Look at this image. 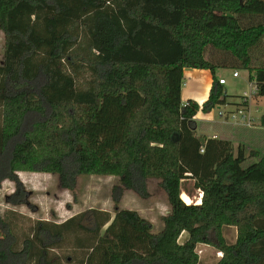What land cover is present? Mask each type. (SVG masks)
Returning <instances> with one entry per match:
<instances>
[{
  "label": "trees",
  "instance_id": "trees-1",
  "mask_svg": "<svg viewBox=\"0 0 264 264\" xmlns=\"http://www.w3.org/2000/svg\"><path fill=\"white\" fill-rule=\"evenodd\" d=\"M1 11L0 182L17 185L8 201L25 192L19 172L57 174L71 191L79 175L117 176L144 197L158 179L172 211L157 233L116 198L114 214L38 220L0 238V264H200L198 243L223 252L218 264H264V152L247 154L238 130L200 133L196 120L233 104L209 47L248 70L264 98V0H5ZM185 69L213 75L202 105L182 99ZM258 125L264 114L244 127ZM189 180L201 204L181 200ZM226 226L238 229L234 245Z\"/></svg>",
  "mask_w": 264,
  "mask_h": 264
},
{
  "label": "rangeland",
  "instance_id": "rangeland-1",
  "mask_svg": "<svg viewBox=\"0 0 264 264\" xmlns=\"http://www.w3.org/2000/svg\"><path fill=\"white\" fill-rule=\"evenodd\" d=\"M4 1L5 0H0V15L3 17H5V14L1 11V5ZM4 41V32L0 29L1 58L3 55ZM205 54L212 62L222 65L216 67V76L227 80L225 90L230 95L229 99L233 104H228L221 108L217 107L212 110L215 112V118L212 120H205V118L201 119L196 116V119L200 120L198 121V131L211 135L214 132L212 125L215 124L209 123V121L220 122L222 120L225 123L235 125L233 124L235 122L231 120L230 114L232 112L238 113L237 110L239 108L241 110L245 109L244 112L246 114L248 113L253 116L254 123L264 114V98L254 94L255 87L251 86L252 82L249 79L248 70L237 66V64L228 63L231 62L232 57L213 47L207 48ZM235 71L239 73L238 77L233 76ZM185 85L186 83L184 86ZM244 95L250 96L249 110L241 105V102L244 100L241 97ZM220 111L229 115L230 118L224 120V118L220 116ZM26 127H29V124ZM234 127L240 132V136L249 140L247 153L250 152L252 144H255L256 147H253L258 151L264 152V128L260 125L251 130L244 126L236 125ZM21 178V181L24 182L25 192L17 197L19 199L17 201H21L17 205L8 201L9 197L14 195L17 190L16 183L10 179H4L0 182V238H11L9 242H12L9 229L17 234H21L22 231L30 230V227L38 220L63 222L75 214L91 209L105 210L114 214L115 198L118 200L120 208L136 210L142 216L149 219L153 224V232L155 233L163 228L164 217L169 215L172 211V206L169 203L167 194L160 186V181L158 179L148 180V196L144 197L134 190L125 188L121 184L120 178L117 176L79 175L77 177L76 188L73 191L61 188L59 176L57 174L22 172ZM182 192L187 193L193 200L197 201L202 189H200V187H195L194 180H189L182 182L181 194ZM212 197L213 194H211L210 198ZM3 217L5 220H11L10 226H7L2 221ZM225 228L226 230L223 231V235L231 241L235 235V230L228 226ZM187 238H189V232L184 230L178 242L183 244V242H186L185 240H187ZM199 244L201 243H198V245ZM205 245L210 244L205 243ZM210 246L213 252L211 253L210 250L205 252L204 259L207 257L219 256V249L214 245ZM197 248L198 246L196 249ZM216 250L218 252H216ZM202 251L200 250V253H202ZM54 252L59 253L61 256L71 254L70 249L54 250ZM214 261L206 260L204 264H215ZM68 264H78V262L76 259H71Z\"/></svg>",
  "mask_w": 264,
  "mask_h": 264
},
{
  "label": "crops",
  "instance_id": "crops-1",
  "mask_svg": "<svg viewBox=\"0 0 264 264\" xmlns=\"http://www.w3.org/2000/svg\"><path fill=\"white\" fill-rule=\"evenodd\" d=\"M261 50H263L264 51V46L263 47H261ZM200 72V73H202L203 74V76H208V77H210V79H211V86H212V83H213V75H212V73H211V71H209V70H200V69H185L184 70V76H185V79H187V82H186V85L187 84H189V83H191V82H198V83H200V79H199V76H195V72ZM196 84V83H195ZM185 85V86H186ZM211 88V87H210ZM224 88H225V85H224ZM184 89H185V87H183V90L182 91H184ZM194 90H197V87L196 88H194ZM227 92V91H226ZM209 93H210V91H209ZM228 93V92H227ZM208 96H209V94L207 95V98H208ZM182 99L185 101V99H184V97H183V93H182ZM199 115H201V117H198ZM197 118H201V119H203V118H205V120H212V119H214L215 118V112L214 111H211L210 113H207V114H205V113H203V112H199L198 114H197ZM197 121H200V120H198V119H196ZM209 123H213V124H215V125H212L213 126V130H214V132L211 134V135H208V136H211V137H217L218 135H220L221 133H224V134H227V135H230V134H232L235 130H236V128L234 127V126H236V125H232V124H228V123H225L224 121H220V122H217V121H209ZM238 126V125H237ZM206 134V133H205ZM207 135V134H206ZM238 146L239 144H238V142H235V146ZM236 146V147H237ZM249 147V146H248ZM252 148L250 147V150H251ZM248 151V150H247ZM247 154H249V152L247 153ZM21 173L22 172H19L18 173V175L20 176V178H21ZM21 180H22V178H21ZM187 196L191 201H192V203L191 204H201L202 203V198H200V194H199V199L197 200V201H195V200H193V198L192 197H190L187 193H185V192H182V194H181V197H182V199L184 198L183 196ZM184 200V199H183ZM185 201V200H184ZM231 229H233V230H235V235H234V237L232 238V240L231 241H229L227 238H226V236L224 235V237H225V239L227 240V243L228 244H236L237 243V241H238V229H237V227H235V226H233V227H230ZM224 230H226V228L224 229ZM187 240H188V238H187ZM187 240H185V241H187ZM184 243V242H183ZM197 246H198V248L196 249V251H197V253L199 254V260H200V264H204V262L206 261V260H210V261H214L215 262V264H218L220 261H221V259L223 258V256H218V257H207L206 259H204L203 257H204V255H205V252H207L208 250H210L211 251V253L213 252L212 251V249L210 248L211 246L210 245H205V243H201V244H197ZM200 248V249H199ZM200 250L202 251V253H200ZM216 252H218L217 250H216ZM219 252H222V251H220L219 250Z\"/></svg>",
  "mask_w": 264,
  "mask_h": 264
},
{
  "label": "bare ground",
  "instance_id": "bare-ground-1",
  "mask_svg": "<svg viewBox=\"0 0 264 264\" xmlns=\"http://www.w3.org/2000/svg\"><path fill=\"white\" fill-rule=\"evenodd\" d=\"M195 76H199L200 83L193 81L187 84L183 91V97L185 100L191 99L202 105L206 101L207 95L209 94L211 87V79L208 76H203V74L199 71L195 72ZM196 87L197 90H194V88ZM198 117H201V115H199ZM183 197L187 204L192 203V201L187 196L184 195Z\"/></svg>",
  "mask_w": 264,
  "mask_h": 264
},
{
  "label": "built area",
  "instance_id": "built-area-1",
  "mask_svg": "<svg viewBox=\"0 0 264 264\" xmlns=\"http://www.w3.org/2000/svg\"><path fill=\"white\" fill-rule=\"evenodd\" d=\"M233 76H234V77H238V76H239V73H238L237 71H235V72L233 73ZM219 83L222 84V85H226V84H227V80H226L225 78H220V79H219ZM251 86H252V87H255V91L257 90V86H256L255 82H252V83H251ZM249 98H250V96H248V95H244V96L242 97V99H244V100L241 102V103H242L241 105H243V106H244L245 108H247L248 110H249V108H250ZM219 108H221V107H219ZM237 111H238V113L232 112V113L230 114L231 120L235 122V123H233V124L238 125V126H252L253 121H254V117L251 116V115L248 114V113L246 114V113L244 112L245 109H244V110H241V109L239 108ZM237 111H236V112H237ZM220 116H221L222 118H224V120H227V119L230 118L229 115L224 114L222 111H220ZM202 196H203V192H200V198H202ZM218 255H219V256H223V252H219Z\"/></svg>",
  "mask_w": 264,
  "mask_h": 264
}]
</instances>
